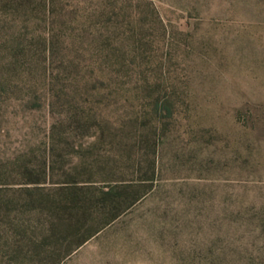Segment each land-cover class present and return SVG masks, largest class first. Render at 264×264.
I'll use <instances>...</instances> for the list:
<instances>
[{
	"label": "rangeland",
	"instance_id": "obj_1",
	"mask_svg": "<svg viewBox=\"0 0 264 264\" xmlns=\"http://www.w3.org/2000/svg\"><path fill=\"white\" fill-rule=\"evenodd\" d=\"M0 264H264V0H0Z\"/></svg>",
	"mask_w": 264,
	"mask_h": 264
},
{
	"label": "trees",
	"instance_id": "obj_2",
	"mask_svg": "<svg viewBox=\"0 0 264 264\" xmlns=\"http://www.w3.org/2000/svg\"><path fill=\"white\" fill-rule=\"evenodd\" d=\"M117 187L119 186H109L107 189H99V193H96L92 186L84 185L80 188L83 189L84 194L82 196V201L84 202L81 206L84 208H89L90 206L94 205L96 202H102L103 206H108V216L103 219V223L112 220L116 217L123 209H125L133 200H128V194L124 191L119 190ZM128 200V201H127ZM72 208L73 206H68ZM101 225L96 226L94 229L88 231L80 238V243L89 238L94 232H96Z\"/></svg>",
	"mask_w": 264,
	"mask_h": 264
}]
</instances>
